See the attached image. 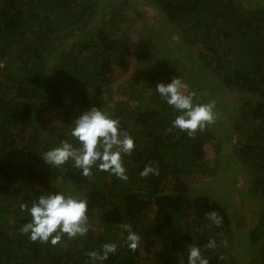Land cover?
<instances>
[{
	"label": "trees",
	"instance_id": "16d2710c",
	"mask_svg": "<svg viewBox=\"0 0 264 264\" xmlns=\"http://www.w3.org/2000/svg\"><path fill=\"white\" fill-rule=\"evenodd\" d=\"M146 1L162 17L157 29L131 0H0V264H92L87 253L104 243L117 251L96 264H140L144 256L145 264H187L189 245L209 264H243L227 203L203 187L240 170L264 201V0ZM164 30L173 39L159 51ZM178 76L196 101L218 100L216 111H225L192 139L169 131L178 113L155 91ZM220 92L233 95L230 106ZM93 106L134 139L127 181L95 168L84 177L71 162L53 168L41 156L61 140L75 145L72 122ZM149 161L159 175L141 178ZM51 191L88 200L86 236L52 246L20 234L30 221L20 203ZM213 210L220 226L207 218ZM256 219L245 231L247 264H264V209ZM121 223L141 237L137 251ZM209 239L214 249H205Z\"/></svg>",
	"mask_w": 264,
	"mask_h": 264
},
{
	"label": "clouds",
	"instance_id": "9594fccd",
	"mask_svg": "<svg viewBox=\"0 0 264 264\" xmlns=\"http://www.w3.org/2000/svg\"><path fill=\"white\" fill-rule=\"evenodd\" d=\"M187 89L188 85L180 76L173 77L169 83H157L155 87L160 98L178 113L172 120L169 131L178 129L192 139L198 132L202 133L214 126L219 119V113L216 111L215 100L196 101V93ZM72 123L70 135L76 144L61 140L58 146L41 155L44 162L57 169L71 162L72 167L79 169L84 177H91L95 168L97 171L110 173L119 180L127 181L124 157L131 156L135 143L131 135L121 130L120 120L93 106ZM139 175L141 178L158 176V164L149 161ZM19 209L30 216V221L23 224L19 232L21 235H27L34 243L56 246L65 235L68 239L86 236L91 227L87 215L88 200L78 195H66L63 191L42 193L31 206L28 203H20ZM207 218L216 226L223 222L222 217L214 210L207 213ZM119 227L122 234L127 233L125 244L128 249L137 251L141 244L139 234L132 230L129 223H121ZM204 247L214 249L215 240L209 239ZM116 251V243H104L101 251H89L87 256L92 264H96L98 261L107 260L109 255L115 254ZM187 264H209V259L203 255L199 246L189 245Z\"/></svg>",
	"mask_w": 264,
	"mask_h": 264
},
{
	"label": "rangeland",
	"instance_id": "374dc122",
	"mask_svg": "<svg viewBox=\"0 0 264 264\" xmlns=\"http://www.w3.org/2000/svg\"><path fill=\"white\" fill-rule=\"evenodd\" d=\"M137 7H140L144 11V22L147 25H152L154 28L157 29V26L160 25L159 22H163L162 17L159 15V11L151 6L146 0H131ZM135 29L130 30V35H134L131 37V40L137 38ZM165 34L169 33V37L166 35L159 36L158 41L156 42L157 50L162 51L168 49L173 39V34L170 32H166ZM162 33V32H161ZM163 34V33H162ZM133 43V42H132ZM135 42L130 46V50L133 51ZM133 62V60H131ZM132 71L129 72L131 74ZM114 98L118 97V90H114ZM220 99L225 106H230L232 102L235 100L232 94L220 92L219 95ZM210 98V97H209ZM112 99V100H113ZM218 101V100H217ZM216 101V102H217ZM218 106V105H217ZM225 112V111H224ZM224 112L222 111L219 113V117H222ZM221 119V118H220ZM234 135V134H233ZM232 135V136H233ZM205 157L210 159L212 158V151L210 145L205 149ZM212 182L209 178H203L202 182ZM212 186L209 187L205 184L203 187L204 190H208L209 194L212 196L213 199L219 200L221 203L228 205V212L230 213V220L233 221V229L241 230L240 236L242 239H239L235 243L236 252L235 256L239 263L247 264L248 262V254L246 253V228H251L256 224V218L260 211L264 209V201L262 202L260 199V194L258 191L254 190V187L251 184L250 179L244 174L243 171L237 170L234 175L229 176L226 173L220 174L218 178L213 180ZM216 181V182H215ZM202 189H199L201 191ZM254 198V199H253ZM260 200V201H259ZM243 228V229H242ZM151 256V255H148ZM147 256H144L142 259L139 260L140 264H145ZM159 262L155 260L151 264H158Z\"/></svg>",
	"mask_w": 264,
	"mask_h": 264
}]
</instances>
